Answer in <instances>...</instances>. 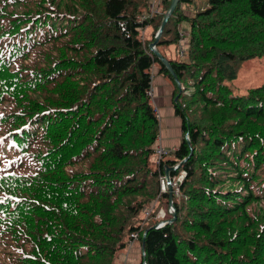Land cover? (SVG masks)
<instances>
[{
  "label": "trees",
  "instance_id": "trees-1",
  "mask_svg": "<svg viewBox=\"0 0 264 264\" xmlns=\"http://www.w3.org/2000/svg\"><path fill=\"white\" fill-rule=\"evenodd\" d=\"M151 1L0 0V217L21 231L0 222V264H114L134 241L135 264H264V83L230 88L264 56V0H177L156 41L183 55L188 23L185 61L159 51L175 77L140 38ZM156 63L181 137L158 166ZM164 167L184 172L171 197Z\"/></svg>",
  "mask_w": 264,
  "mask_h": 264
},
{
  "label": "rangeland",
  "instance_id": "rangeland-1",
  "mask_svg": "<svg viewBox=\"0 0 264 264\" xmlns=\"http://www.w3.org/2000/svg\"><path fill=\"white\" fill-rule=\"evenodd\" d=\"M205 1L206 0H192V2L190 4L181 6V8L179 10V14L184 13L185 15L191 16L194 14L195 11H197L200 7H202L205 4ZM149 5H150V7H149L150 11L148 12V18H152L155 15H160L161 20H162V18L164 16V11H162V9L158 6L159 4H157L155 1H151ZM160 23L156 26L157 29L155 28L153 33H152L150 25L147 26L144 30H142L141 36H142L143 41L146 40L148 43H150L149 41H151L152 37L157 38L156 32L159 29ZM188 29H189L188 23L186 21L181 22L180 34L184 39L182 41L186 40V44L183 46V49H184L183 55H180L178 53V50H177L178 43L169 44V45H167V44L160 45V46H158L159 51L165 55L164 50H166L169 53V55L173 56V59H176L179 61H185L187 59L186 51H187V46H188V39H187ZM157 67H158V63L155 64L154 73L152 72V76H153V74H155V78H158L159 76L163 75V74L161 75L159 72H157ZM152 76H151V92H152V98H153L154 87H155L154 79L155 78H154V76L153 77ZM165 80L167 82H169L170 85L171 84L173 85L174 82H176L174 80V82L172 83L168 79V77H165ZM159 82L156 84L157 89H158L157 86H158ZM263 83H264V56L261 58H258V59H250V60L246 61L243 65L242 69L238 72L236 79L230 84V86H231L230 88H231V91L233 94H244L248 88L256 87V86H259ZM172 85H171V89H172V94H173V88L174 87H172ZM178 86L179 85L176 83V87H178ZM8 92H11V90ZM8 92L6 94L0 95V98H1L0 99V101H1L0 102V112H7L11 108V107H9L10 103L8 101H6V100H9L11 97L10 94H8ZM172 102H173V97H171V104H172ZM155 106H156V104H155ZM162 114H163V118H162ZM158 116H159V121L164 124V121L166 120V122H167L168 118L170 117V109L165 108V106H164L163 109H161V111H160V109L158 108ZM5 119H8V118L5 117ZM161 127H164V125H161ZM173 150H175V149H173ZM167 157H169L170 159H173V155H171V156L167 155ZM164 172L166 175H168L169 169H165ZM160 186H161V183H160ZM165 189H168V190L170 189L171 193H173V190L175 192V188H172V185L170 183H167V186L164 187V190ZM168 193H169V191H168ZM0 194H2L3 196L6 195L4 197L7 199V201L11 200L12 195H10L9 193L0 192ZM263 206L264 205L262 204V207ZM170 207H172V206L167 204L165 207L166 211H168V208H170ZM255 207H253L251 211H253L255 209ZM165 209H161V210L165 211ZM148 211L151 212V209H148L146 211V213L144 214L145 218H147L148 215L150 214V213L149 214L147 213ZM157 211H160V210L158 209ZM16 220H18V217L13 215V214H10V213H4V215H1V217H0V222H1L3 227H7L10 232H12V230L13 231L15 230L10 235V236H12V237H10L12 239H13V236H15L17 234L21 235V231L16 227L17 225H15L16 223H18V222H16ZM26 221H28V220H21L20 223L24 226V223ZM125 255L126 254H124V256ZM138 255H139V253H138ZM136 258H137V255L135 254L134 256H132L129 259L128 263H123V261L121 260L120 257H116L114 264H135Z\"/></svg>",
  "mask_w": 264,
  "mask_h": 264
},
{
  "label": "crops",
  "instance_id": "crops-1",
  "mask_svg": "<svg viewBox=\"0 0 264 264\" xmlns=\"http://www.w3.org/2000/svg\"><path fill=\"white\" fill-rule=\"evenodd\" d=\"M154 82H155V87H154V94H153L152 101L154 105L156 104L155 108L157 109V111H158V108L161 111V109H163L164 106L165 108L170 109V117L168 118L167 122L165 120L163 124L159 121L160 131H159V135L157 138V147L159 146L163 149L173 151V149L177 148L181 140V137H180V130H179V119L175 117L172 112L173 110L171 106L172 105L171 104V97H172L171 85L169 82L165 80L164 76H159L158 78H155ZM158 82L159 84L157 86L158 87L157 89L156 84ZM162 118H163V114H162ZM161 125H164V127H161ZM139 249H140L139 243L137 241H134L132 248L125 256H124L123 251H121L122 255L120 258L123 261V263H128L129 259L132 256H134L135 254L138 255Z\"/></svg>",
  "mask_w": 264,
  "mask_h": 264
},
{
  "label": "built area",
  "instance_id": "built-area-1",
  "mask_svg": "<svg viewBox=\"0 0 264 264\" xmlns=\"http://www.w3.org/2000/svg\"><path fill=\"white\" fill-rule=\"evenodd\" d=\"M152 1H155L157 4H160V0L159 1L158 0H152ZM149 11H150V9H149ZM141 18L142 19L148 18V13L143 15V17H141ZM156 35H157V33H156ZM140 38H142L141 35H140ZM149 94L152 96V92H149ZM185 139H186V141H188L187 134L185 135ZM168 153H169V151H167V150H165V149H163V148H161L159 146L156 147L155 164L158 166V164L161 161H163V156L167 155ZM178 166H179V163H175L174 165H172V167L170 169H177ZM165 169H168V168L164 167L163 171H165ZM170 169H169V171H170ZM183 176H184V172H180V175L177 178L176 177H171L169 175V172H168V175H166L165 172H164V174L161 177H159V182L161 183L160 189L162 191H164V187L167 186V183H170L172 185V188H175V193L177 194V183L182 179ZM169 205H171V201L169 202ZM147 213H149V211ZM173 213H174V210H173L172 207H170V208H168V211H166V209H165V211L160 210L158 212V216L160 218L164 219V221L166 223L167 220H165V217L166 216H168V217L173 216ZM162 224H164V222L159 223L157 226L162 225Z\"/></svg>",
  "mask_w": 264,
  "mask_h": 264
},
{
  "label": "water",
  "instance_id": "water-1",
  "mask_svg": "<svg viewBox=\"0 0 264 264\" xmlns=\"http://www.w3.org/2000/svg\"><path fill=\"white\" fill-rule=\"evenodd\" d=\"M176 3H177V0H172L170 6H169V8H168V10L166 11V13H164V16H163V18H162V20H161V23H160V26H159V34H160V32L162 31V28H163V26H164L166 20L168 19L169 15H170V14L172 13V11L174 10ZM156 41H157V38H155V39H154V40L148 45L149 49L153 52V54H154L158 59L161 60V62L164 63L165 67H166V68L168 69V71L172 74V76L175 77L173 71H172L171 68H170L169 63H168L166 60H164V59L162 58V56H161V55L156 51V49L154 48V46H156V44H157ZM174 79H175L176 83L178 84L176 78H174ZM174 99H175V98H174ZM190 152H191V151H190ZM171 194H172V193L170 192V189H169V196H170V197H171ZM173 218H174V217H173Z\"/></svg>",
  "mask_w": 264,
  "mask_h": 264
},
{
  "label": "clouds",
  "instance_id": "clouds-1",
  "mask_svg": "<svg viewBox=\"0 0 264 264\" xmlns=\"http://www.w3.org/2000/svg\"><path fill=\"white\" fill-rule=\"evenodd\" d=\"M145 29V28H144ZM143 29V30H144ZM142 32V31H141ZM157 33V40H158V38H159V36H160V34H159V29H158V31L156 32ZM141 35V34H140ZM180 36H181V34H180ZM155 39V38H154ZM181 40H183V37L181 36ZM185 42V41H184ZM150 44V43H149ZM154 48L156 49V51L159 53V51L157 50V48H156V46H154ZM160 54V53H159ZM164 59V58H163ZM164 60H166V59H164ZM171 206H172V203H171ZM172 208H173V206H172ZM174 210V209H173ZM159 212V211H158ZM149 213H150V211H149ZM148 213V214H149ZM158 214V213H157ZM173 215H174V213H173ZM171 217L172 216H170V217H168V216H166L165 217V220H167V222L169 223L170 221L169 220H171ZM158 218H160V217H158ZM162 222H164V224H162V225H159L158 227H161V226H164L166 223H165V221H164V219H162V218H160V220L154 225V226H157L159 223H162ZM140 250H141V248H140Z\"/></svg>",
  "mask_w": 264,
  "mask_h": 264
}]
</instances>
